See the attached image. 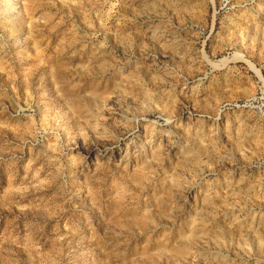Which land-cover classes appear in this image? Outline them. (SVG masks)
I'll return each instance as SVG.
<instances>
[{
  "label": "rangeland",
  "instance_id": "obj_1",
  "mask_svg": "<svg viewBox=\"0 0 264 264\" xmlns=\"http://www.w3.org/2000/svg\"><path fill=\"white\" fill-rule=\"evenodd\" d=\"M0 264H264V0H0Z\"/></svg>",
  "mask_w": 264,
  "mask_h": 264
}]
</instances>
